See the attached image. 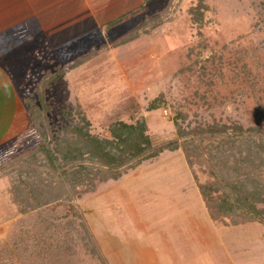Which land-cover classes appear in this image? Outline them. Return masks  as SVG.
<instances>
[{"label": "rangeland", "instance_id": "rangeland-1", "mask_svg": "<svg viewBox=\"0 0 264 264\" xmlns=\"http://www.w3.org/2000/svg\"><path fill=\"white\" fill-rule=\"evenodd\" d=\"M205 3L202 25L190 11L198 0H63L55 7H32L30 20L1 29L9 45L4 54L0 47V60L11 84L9 94L0 96V123L7 116L9 132L24 124L16 103L31 94L44 71L105 45L48 91L53 129H65L76 119L66 111L79 106L91 122L90 132L103 139L111 138L113 122L144 117L153 143L162 146L176 139L174 122L181 115L184 125L237 122L264 134V0ZM144 24L150 32L122 42ZM160 95L165 103L150 110ZM7 119L1 129L8 127ZM27 129L9 134L0 166L36 148L37 127L31 121ZM238 159L244 168L231 174L239 166L233 157L222 161V174L233 178L236 172L255 171L264 182L262 153ZM218 169L208 155L189 158L182 148L165 150L117 180L95 179L94 190L79 186L73 204L109 264H264V226L218 212L223 198L213 175L215 170L221 175ZM14 183L12 176L0 179V264H6L2 252L13 248L19 229L28 245H22L23 264H44L32 252L30 223L36 220L43 227L42 216H71L74 210L53 203L23 215L10 199ZM49 242L42 243L41 252L48 253V247L55 253V240ZM76 247L67 264H100L86 247Z\"/></svg>", "mask_w": 264, "mask_h": 264}, {"label": "trees", "instance_id": "trees-1", "mask_svg": "<svg viewBox=\"0 0 264 264\" xmlns=\"http://www.w3.org/2000/svg\"><path fill=\"white\" fill-rule=\"evenodd\" d=\"M206 10L205 0H198V4L190 10L193 21L199 25L205 23ZM117 22L118 20H114L109 26ZM146 32L150 31L144 24L127 34L122 42L131 41ZM106 48L107 46L101 45V48L58 69L44 71L31 94L22 98L30 121L29 128L32 121L34 127H37L36 133L40 140L31 153L18 155L1 164L0 179L6 176L14 179L10 199L18 205L19 212L23 215L29 210L53 203L67 204L74 210L71 216H42L41 219L46 222L43 227L36 220L30 223L34 230L31 242L33 254L44 264H67L70 257L75 256L78 248L76 246L82 245L100 264H109L85 216L74 207L73 201L78 198V187L86 186L87 190H94L95 179L100 182L117 180L123 172L158 157L165 150L174 152L181 148L189 158L208 155L214 165L217 164L221 175L216 170L213 175L217 177V187L223 189V198L218 205L219 213L232 216L236 221L258 222L264 226V182L255 176V171L236 172L233 178L232 175L222 174L224 160L228 162L233 157L236 159L234 165L239 166L232 169V174L244 168L242 161L238 159L243 154L247 158L255 153L264 155V134L258 128H245L237 122L208 123L204 120H195L193 125L191 122L184 125L185 117L181 115V121L175 119L174 122L176 139L158 146L153 143L148 133L144 117L132 123L121 120L113 122L110 126V139L93 135L90 132L91 122L79 106L75 112L66 111V116L74 117L75 114L76 119L65 126V129H61L64 132L58 131L56 127L52 128L49 115L53 107L48 99V91L68 72L77 69ZM164 103L165 99L160 95L151 102L149 109H157ZM205 193L203 189V195ZM65 217L68 219L54 225L56 218ZM21 233V229L17 230L11 243L13 248L6 253L2 252L6 264L25 262L23 246L27 243L22 242ZM48 239L55 240V253L49 251L48 247H45L48 253L41 252L42 243L44 246L50 244L47 243ZM19 245L22 249H19ZM26 246L28 245L24 247Z\"/></svg>", "mask_w": 264, "mask_h": 264}, {"label": "crops", "instance_id": "crops-1", "mask_svg": "<svg viewBox=\"0 0 264 264\" xmlns=\"http://www.w3.org/2000/svg\"><path fill=\"white\" fill-rule=\"evenodd\" d=\"M64 1L70 2L72 0H64ZM90 1L94 2V0H90ZM56 3H59L57 5H62L63 0H0V47L3 48L2 50L3 54L5 53L6 45L8 46L9 44H6L5 43L6 41H4L5 35L3 33L4 31L1 30L2 28L9 27V23L15 25V23L18 22H24V21L26 22L30 20L31 17L35 16L32 7H38L36 5H40L44 7L46 6L55 7ZM3 11L4 13H2ZM40 19L41 21H43L42 17H40ZM9 84H11L9 69L5 67L4 64L2 65L0 60V96L2 95L3 97H6V95L9 94ZM17 104H19L18 109H17ZM15 108L20 111V115H19L20 120L23 118L24 124L21 125L18 123L17 127L16 124H13L11 128L12 129H14L15 127L16 128L13 131L9 132V126L11 125V123L9 125V119H7V116L4 115V122L0 123V150L3 143L7 141V139H9V134H15V133L18 134L24 129L26 130L29 127L28 125L29 120L26 115V109L24 108L22 97L19 102L17 101ZM6 119H7L8 127H4L3 129H1L4 126Z\"/></svg>", "mask_w": 264, "mask_h": 264}]
</instances>
